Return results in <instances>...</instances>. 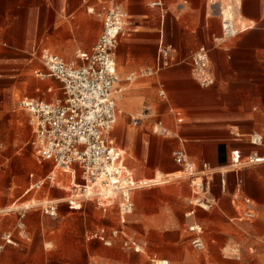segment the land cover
<instances>
[{
  "label": "crops",
  "instance_id": "crops-1",
  "mask_svg": "<svg viewBox=\"0 0 264 264\" xmlns=\"http://www.w3.org/2000/svg\"><path fill=\"white\" fill-rule=\"evenodd\" d=\"M150 1L0 0V43L20 50L32 45L33 54H37L40 46H48L40 54L52 46L55 50L51 51L64 59L78 61L76 52L92 51L102 33L103 6L121 5L128 12L130 22L119 39L116 61L126 89L117 103L122 111L113 135L124 153L126 165L136 180L142 182L143 177H148L144 180L148 182L158 172L167 177L181 171V165L172 159L176 149L186 150L198 169L208 162L222 173L221 184L223 180L225 185L221 187L229 192L238 215L243 209V198L253 203L256 236L263 239L264 252V162L254 163L253 169L238 167L253 151L264 155V0H164L163 8L150 6ZM223 1L229 4L223 5ZM226 6L232 8L239 32L220 42L217 40L222 35L219 10ZM162 44L173 47L179 62L156 74H142L156 66ZM203 46L210 51V67L216 80L209 88L201 87L192 76L191 56ZM132 74L134 79L126 82L125 78ZM133 82L139 86L132 87ZM121 100L127 110L119 105ZM130 110H137L138 115L132 113L126 127L124 114ZM143 114L146 117L141 123H152V131L134 127L132 117ZM161 127L169 133H158ZM254 133L263 136V145L250 143ZM160 144L164 147H159ZM234 150L241 154L239 163L233 161ZM126 154L129 159L138 157L146 170L131 167ZM52 171L57 175L55 167ZM165 187L141 192L140 198L153 192L160 194ZM133 200L135 212L134 193ZM20 231V234L24 232ZM4 232L13 233V230ZM148 254L149 245L145 255Z\"/></svg>",
  "mask_w": 264,
  "mask_h": 264
},
{
  "label": "rangeland",
  "instance_id": "rangeland-1",
  "mask_svg": "<svg viewBox=\"0 0 264 264\" xmlns=\"http://www.w3.org/2000/svg\"><path fill=\"white\" fill-rule=\"evenodd\" d=\"M226 4L228 1H223V5ZM44 47L48 46H40L37 54H33L32 45L20 50L0 43V208H11L16 203L12 212L0 214V241L5 230H13L17 240L6 246L0 255V264H143L147 261L145 254L125 248L120 240L105 245L95 237L98 228L105 226L109 230L118 225L114 208L104 214L96 202L86 201L81 209L70 210L67 199L78 182L63 168L58 166L56 182L47 179L40 188L26 192L32 182L44 178L55 167L53 162L37 157L31 143L33 132L29 115L17 105L18 98L23 95L48 100L56 96L47 92L46 87L48 83L59 84L41 80L35 73L43 67L39 54ZM49 48L55 50L52 46ZM118 70L121 72L119 66ZM131 86H139V83L133 82ZM132 113L138 115L137 110L124 114L126 127ZM134 127L139 131H152V123L148 121ZM159 147L164 146L160 144ZM126 158L131 167L146 170L138 157L129 159L126 154ZM247 160H241L238 167L247 170L256 166ZM211 173L214 206L208 211L198 209L192 219L185 215L192 207L193 196L191 179L186 172L176 173L170 183H147L135 190L136 208L129 222L130 232L138 240L148 242L150 254L168 257L172 264H264L263 239L256 236V219L237 218L229 192L221 187L222 173L211 165L201 174ZM165 178L162 174L160 180ZM142 179L144 183L150 178ZM159 186H166V190L140 198L141 192L154 191ZM47 200L57 202V215L43 211L42 204ZM20 210L26 212L22 234L17 227ZM192 221L203 226L207 243L204 251L194 249L191 244L188 225Z\"/></svg>",
  "mask_w": 264,
  "mask_h": 264
},
{
  "label": "built area",
  "instance_id": "built-area-1",
  "mask_svg": "<svg viewBox=\"0 0 264 264\" xmlns=\"http://www.w3.org/2000/svg\"><path fill=\"white\" fill-rule=\"evenodd\" d=\"M150 6L163 8L164 0H151ZM222 35L217 38L224 42L239 32L236 17L231 7L220 8ZM103 19V30L90 52L78 50V61H68L49 49L42 50L40 61L42 68L36 70L41 80L58 82V87L49 83L47 92L55 93L53 100L36 98L28 95L20 96L17 105L29 115L32 127L31 143L40 160L53 162L55 167L63 168L70 173L78 184L72 188L73 193L67 199L71 210H79L84 202L94 201L106 214L115 209L118 225L109 230L105 226L97 230L98 237L105 245H112L120 240L127 249L139 254H146L148 242L138 240L129 230V217L134 212L133 193L136 189L147 185L135 179L133 171L126 165L123 151L118 147L113 131L117 125L120 110L118 100L123 97L124 79L117 68L116 52L119 39L129 25V14L119 4H109L100 10ZM179 62L171 45L162 44L157 55V64L142 74L152 75ZM192 76L203 88L215 84V76L210 67V51L201 47L191 56ZM135 74L125 78L131 82ZM164 95V92H160ZM145 114L132 117V123L139 125ZM158 133L168 134L167 128H159ZM252 145H263V136L254 133L250 136ZM176 163L183 167L193 187L192 207L186 212L187 218H195L198 209L210 210L215 203L211 196L213 173H204L210 168L208 162L198 169L188 157L186 150L176 149L172 153ZM233 161L239 163V150L232 152ZM248 163L264 162V155L253 151L248 155ZM34 173L31 174V177ZM50 171L44 178L35 180L26 190L40 188L49 179L56 182ZM222 184L225 182L222 180ZM238 198L235 197L234 202ZM242 211L239 220L256 218L254 205L248 198L241 200ZM43 211L48 215H57L58 204L47 200L42 204ZM12 208H0V214L12 212ZM26 212L19 211L17 227L24 229L23 218ZM191 233V244L194 249L204 251L207 247L202 224L192 221L188 225ZM15 243L11 232L1 234L0 255L8 244ZM143 264H171V260L156 255L147 256Z\"/></svg>",
  "mask_w": 264,
  "mask_h": 264
},
{
  "label": "bare ground",
  "instance_id": "bare-ground-1",
  "mask_svg": "<svg viewBox=\"0 0 264 264\" xmlns=\"http://www.w3.org/2000/svg\"><path fill=\"white\" fill-rule=\"evenodd\" d=\"M119 105L123 106V108H124L125 110H127V106L125 105V103L123 102V100L120 101ZM120 111H122L121 108H120ZM120 120H123V119L121 118ZM239 162H240V161H239ZM236 165H237V164H236ZM231 166H234V165H231ZM55 169H58V166L55 167ZM63 171H64V170H63ZM52 172H53V175L56 177V172H55V171H52ZM179 172H181L182 174L185 173V171H183V170H181V171H179ZM182 174H181V176H182ZM174 176H176V175H171V176L166 177V178L163 179V180H160V179H162V174L159 173V174L155 177V179L150 180V181H148V182H144V183L160 184V183H163V182H165V181H167V180H169V179H172ZM177 177H179V175H178ZM144 183H142V184H144ZM68 198H69V197H68ZM15 206H16V203H13V204L11 205V208H14ZM24 206L29 207V204H27V203L25 204V203H24Z\"/></svg>",
  "mask_w": 264,
  "mask_h": 264
}]
</instances>
